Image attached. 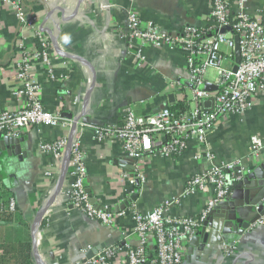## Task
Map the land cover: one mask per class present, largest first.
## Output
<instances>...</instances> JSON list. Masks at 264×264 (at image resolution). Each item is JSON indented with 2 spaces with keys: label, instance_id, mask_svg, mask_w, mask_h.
I'll return each instance as SVG.
<instances>
[{
  "label": "crops",
  "instance_id": "crops-1",
  "mask_svg": "<svg viewBox=\"0 0 264 264\" xmlns=\"http://www.w3.org/2000/svg\"><path fill=\"white\" fill-rule=\"evenodd\" d=\"M22 1L24 7L35 14L41 29L49 37L50 33L56 36L57 71L65 73L68 70L63 60L71 66L69 79L63 82L47 81L39 66L36 70L42 80L45 107L49 110L61 108L67 117L80 118L88 124L82 134L87 165L86 188L96 202L102 203L103 200L112 209H118L139 190L138 198L129 206L139 212L146 213L172 198H180L170 208L171 214L200 215L206 206L205 194L198 192L181 197L189 177L207 167L204 157L194 158V149L176 157H149L144 166L145 179L137 189L136 183L126 184L119 177L121 172L136 174L134 161L127 156L121 144L116 140L100 144L94 136L97 125L116 123L126 107H131L138 114H147L161 106L180 102L186 93L181 86L186 88L188 85L189 73L184 54L179 49L148 47L145 50L147 66L154 72L135 66L128 50V11L134 9L141 18L153 21L170 34H177L187 25H204L211 0ZM262 8L264 0H249L250 12L255 13ZM61 21L63 23L58 27ZM18 28L13 12L0 2V110L16 106L11 95L8 62L15 53ZM212 78L206 77V80L213 81ZM171 95L174 96L172 101ZM154 97L157 99L152 102ZM63 133L59 127L30 128L24 134L20 147L26 153L23 160L15 154H5L6 160H0V173L16 193L22 220L0 225V243L8 240L5 245L11 248L5 256L3 250L0 251L4 257L2 264H15V246L9 242L27 238L28 229L32 232L38 211L61 178L63 166L54 176L55 185H44V173L51 168L52 160L40 153L38 143L40 140H53ZM253 135L264 137V100L244 114H234L219 122L208 139L218 158L232 160L247 154ZM7 160L8 165L5 164ZM263 161L264 158L251 167V171ZM259 173L264 177V168ZM66 184L64 181L63 187ZM48 213V219H43L42 240L37 242L44 264H73L88 246L119 245L123 240L122 231L130 230L134 225L132 218L125 217L119 218L117 225L109 228L67 208L58 200L53 202ZM219 219L213 216L212 220L215 224ZM202 226L197 234L202 232ZM14 230L22 231L23 237L16 238L20 234ZM208 230L211 231V227ZM228 239L234 240V237L225 238L226 241ZM129 241L138 244L136 236H131ZM216 243L204 244L201 238L196 246L188 244L183 264H217L222 255V242ZM240 244L244 254L230 258L226 264H264V225L254 227L240 239ZM154 249V239L151 238L148 251L152 254ZM57 251L62 252L59 260L55 256ZM32 256L37 264L33 249Z\"/></svg>",
  "mask_w": 264,
  "mask_h": 264
},
{
  "label": "built area",
  "instance_id": "built-area-1",
  "mask_svg": "<svg viewBox=\"0 0 264 264\" xmlns=\"http://www.w3.org/2000/svg\"><path fill=\"white\" fill-rule=\"evenodd\" d=\"M0 2L13 12L19 23L15 53L8 62L11 95L16 106L0 110V132L23 137L34 127L50 126L64 130L61 136L38 143L40 153L52 160L51 168L44 175V185L51 186L63 166L76 121L67 117L61 108L49 110L45 107L42 80L36 68H41L47 81L63 82L69 79L71 66L63 60L68 70L65 73L57 71L59 62L53 42L22 0ZM248 3L249 0H211L205 24L187 25L177 34H170L153 21L141 18L134 9L128 11V50L137 68L150 69L145 52L148 47L183 52L189 77L187 89L181 86L186 93L180 102L186 108L173 110L170 105H165L157 112L138 114L126 107L116 123L96 126L95 140L100 144L114 140L121 144L127 156L133 159L136 174L121 172L119 177L131 185L136 179H145L144 166L149 157H176L194 149V158L204 157L207 167L189 177L181 197L203 193L206 206L198 216H182L170 213V208L180 198H172L146 213L129 206L112 209L103 200L102 203L96 202L86 188L87 165L82 134L88 124L79 120L72 135L70 161L64 180L67 184L62 186L55 201L109 228L125 217L132 218L134 225L130 230L122 231L123 240L119 245L103 247L89 258L87 254L94 247L88 246L73 264H183L187 246L209 212L251 172V167L264 158V137L260 135L251 137L244 157L232 160L218 158L208 139L219 122L234 114H244L264 100V8L252 13L248 10ZM236 36L240 46L239 63L235 58ZM209 69L216 73L213 81L206 80ZM150 70L154 72L153 68ZM206 82L215 85L216 90L204 89ZM156 99L151 98V101ZM208 99L212 100L211 107L204 105ZM15 208L16 200L12 199L10 210ZM48 211L44 220L50 215ZM42 222L37 242L43 237L45 225ZM262 225L264 215L253 224V228ZM131 236H136L138 244L129 241ZM151 238L155 243L152 254L148 251ZM240 239L222 242V255L217 264H226L230 258L244 254ZM55 253L57 260L62 258L61 251Z\"/></svg>",
  "mask_w": 264,
  "mask_h": 264
},
{
  "label": "water",
  "instance_id": "water-1",
  "mask_svg": "<svg viewBox=\"0 0 264 264\" xmlns=\"http://www.w3.org/2000/svg\"><path fill=\"white\" fill-rule=\"evenodd\" d=\"M64 21V20H63ZM63 21L58 22V27L63 23ZM50 38L53 42L55 48L58 47L57 38L54 34L50 33ZM235 58L236 62L239 63L240 56V46L239 38L235 37ZM237 67L234 68L236 71ZM204 89L208 91L216 90L215 85L210 82H206ZM171 101L174 96H170ZM205 107H211L212 100L208 99L204 101ZM157 109L155 112H157ZM80 118H76L75 121H79ZM76 122L73 125V130L69 138V144L66 152V157L63 164V171L61 173V178L59 183L50 195V197L45 201L42 208L38 211L36 218L32 224V249L36 256L37 264H44L41 256L38 252L37 237L39 227L44 218L45 213L49 210L50 206L55 201L56 197L59 195L61 188L63 186L64 180L66 178L67 166L70 161L71 152V141L73 131L76 127ZM24 142V137H13L0 132V160L5 159V154L12 155L15 154L20 160H23L26 153L22 151L21 144ZM6 165L9 164V160L5 162ZM128 164V162H127ZM264 168V161L259 167L255 168L249 174H247L242 181L237 183L232 192L221 202L216 204L213 209L209 212L207 218L203 222L202 232L195 235L190 241V246H196L202 238L204 244H218L225 241V238L234 237V239H240L247 235L253 229V224L256 223L264 215V177L260 175L259 171ZM136 187L139 189L141 187V181L136 179ZM139 190H137L128 200L120 206L124 209L135 202L139 195ZM236 200V201H235ZM258 207V209H257ZM213 216L219 217L220 219L214 224ZM211 227V231L207 228ZM228 239L227 241H229ZM107 247L102 244L101 246H96L91 250L87 257H91L99 249Z\"/></svg>",
  "mask_w": 264,
  "mask_h": 264
},
{
  "label": "trees",
  "instance_id": "trees-1",
  "mask_svg": "<svg viewBox=\"0 0 264 264\" xmlns=\"http://www.w3.org/2000/svg\"><path fill=\"white\" fill-rule=\"evenodd\" d=\"M171 109H185L186 107L181 103H173L170 105ZM16 198V193L15 191L8 186L7 182L5 181V178L3 175L0 173V225L1 224H8L10 221H15L16 219L22 221L19 216L21 214L20 211V205L18 204ZM12 199L16 200V208L14 211L10 210V201ZM43 225H45L43 223ZM19 227V226H18ZM20 228V227H19ZM13 231V230H12ZM17 234H20L16 238H20L21 236L23 237L22 231H16L14 230ZM27 238H22L19 239L17 242H9L12 243L13 246H15L14 250V260L15 264H35L32 256V238H31V232L28 229L27 232ZM8 243V240L6 242L0 243V251L4 253V256L10 251L11 248L9 246L5 245ZM13 250V249H12ZM0 255V264L3 262V258Z\"/></svg>",
  "mask_w": 264,
  "mask_h": 264
},
{
  "label": "rangeland",
  "instance_id": "rangeland-1",
  "mask_svg": "<svg viewBox=\"0 0 264 264\" xmlns=\"http://www.w3.org/2000/svg\"><path fill=\"white\" fill-rule=\"evenodd\" d=\"M213 75H214V70L213 69H209L206 77L210 79V78L213 77ZM44 175H45V173H44ZM54 185H55V183L53 182V184L51 186H54ZM42 223H44V222H42ZM221 251H222V249H221Z\"/></svg>",
  "mask_w": 264,
  "mask_h": 264
}]
</instances>
